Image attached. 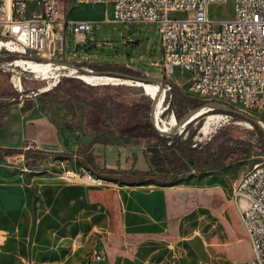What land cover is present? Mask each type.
<instances>
[{
	"label": "rangeland",
	"instance_id": "374dc122",
	"mask_svg": "<svg viewBox=\"0 0 264 264\" xmlns=\"http://www.w3.org/2000/svg\"><path fill=\"white\" fill-rule=\"evenodd\" d=\"M65 13L72 21H91L93 30L78 49L57 50L45 75L18 61L25 58H0V130L11 125L12 113L43 116L21 145L35 138L55 140V161L72 160L73 169L82 164L80 172L89 171L106 182L97 186L66 179L55 170L22 175L4 159L18 151L0 148V264H88L93 251L105 255L106 261L98 264H232L251 259L253 247L241 216L246 201L233 193L243 173L264 164V143L252 123L239 115L212 121L206 115L187 130L184 138L194 134L193 143L201 145L195 154L200 157L216 158L238 150L245 154L244 158L232 155L221 170L191 172L168 185L155 180L135 185L108 180L104 165L107 170H148L145 153L157 143L153 129L170 132L179 122L173 113L162 117L163 94L156 120L152 118L155 98L141 82L71 72L73 68L64 70L62 63L125 66L140 73L144 84L160 88L167 81L177 87V96L195 97L188 90L186 71L166 77L157 25L116 23L110 3L73 0ZM233 16V0L210 7L212 19ZM68 36L72 37L70 30ZM84 75L115 80L90 84L82 79ZM90 154L98 167L85 164ZM182 158L178 155V164Z\"/></svg>",
	"mask_w": 264,
	"mask_h": 264
},
{
	"label": "built area",
	"instance_id": "2783aa9c",
	"mask_svg": "<svg viewBox=\"0 0 264 264\" xmlns=\"http://www.w3.org/2000/svg\"><path fill=\"white\" fill-rule=\"evenodd\" d=\"M76 1L113 4L116 23L157 25L162 32L163 70L167 78L176 69H183L189 75L188 90L193 97L233 106L255 117L264 129V0H233L234 16L228 20L210 17L211 6L225 5L228 0ZM67 4L68 0H0V53L17 54L25 58L22 60L26 66L31 62L51 67L57 50L63 53L68 46L76 50L85 45L93 23L68 19ZM177 14L184 16L175 17ZM61 67L69 70L66 63ZM73 69L71 72H79ZM172 87L170 82L164 84L163 102ZM229 117L233 118L220 115L223 120ZM17 151L16 155H4V159L8 167L22 175L55 170L66 179H83L97 186L106 182L89 171L80 172L82 164L73 169L72 160L55 161L58 152L41 149L34 142L25 143ZM233 195L246 201L241 216L253 257L232 264H264V164H256L243 173ZM105 261L103 253L93 251L88 264Z\"/></svg>",
	"mask_w": 264,
	"mask_h": 264
},
{
	"label": "trees",
	"instance_id": "16d2710c",
	"mask_svg": "<svg viewBox=\"0 0 264 264\" xmlns=\"http://www.w3.org/2000/svg\"><path fill=\"white\" fill-rule=\"evenodd\" d=\"M73 0H68L70 3ZM0 58L4 60H15L18 58L17 54L3 52L0 53ZM66 65L77 69L79 72L86 73L91 72V74H109L113 77H138L144 79V77L125 66L108 64V63H99V62H67ZM164 84H167V81H164ZM177 87L173 85L172 92L167 93L164 104L166 105L165 110L162 114L167 116L171 113L174 114L176 120L180 122L182 118L195 107L206 106L209 110L208 112L202 114V116L211 115V114H228L235 117V115L230 112H224L219 109V107L225 104L210 103L208 101H203L195 98L177 96L175 94ZM31 104L28 105V109H31ZM196 118L190 123H188L183 132L179 135L178 133L171 134L172 131L166 133H160L156 128L153 129V136L156 138L157 143L150 146L146 150V156L149 162V169H130V170H114L106 169L103 167V171L106 174L108 180L121 181L127 185L142 184L146 181L155 180L160 184H174L180 181L184 175L191 172H209L214 170H221L226 165V161L229 158H232V155H235L239 158H244L245 154L241 153V150L231 151L222 153L216 158H205L196 155L195 153L199 150L200 144L193 143L194 134L191 136L185 135L187 130L200 118ZM160 117L158 123L160 124ZM161 125V124H160ZM257 133L260 135L261 142L264 143V130L258 124L252 123ZM167 131L168 125L163 126ZM182 127H179L181 129ZM10 150L11 152L15 149H5ZM178 155H181L183 158L181 163L178 164L180 159H177ZM176 162V163H175ZM85 164L94 165L98 167L97 158L93 157L92 154L85 156Z\"/></svg>",
	"mask_w": 264,
	"mask_h": 264
},
{
	"label": "crops",
	"instance_id": "0c3cea01",
	"mask_svg": "<svg viewBox=\"0 0 264 264\" xmlns=\"http://www.w3.org/2000/svg\"><path fill=\"white\" fill-rule=\"evenodd\" d=\"M176 70H178V72L181 71V69ZM10 118L9 120L13 123L11 122V125L0 130V148L17 150L24 144L21 145L22 141L25 138H29L32 134V127L38 125L39 121L44 117L35 115L20 116L18 113H12ZM33 140L38 147L44 150L54 151L58 148V143L55 140L48 141L40 138H35ZM110 155L113 156L114 154Z\"/></svg>",
	"mask_w": 264,
	"mask_h": 264
},
{
	"label": "water",
	"instance_id": "95a60500",
	"mask_svg": "<svg viewBox=\"0 0 264 264\" xmlns=\"http://www.w3.org/2000/svg\"><path fill=\"white\" fill-rule=\"evenodd\" d=\"M124 79H130L132 81H135V82H141V83H145L146 82V79H142V78H138V77H128V76H124L123 77ZM164 89V83L161 84V87H160V93L159 95L154 99L153 103H152V107H151V116L153 119H155V110H156V106L159 104V101H160V98H161V95H162V91ZM219 104V103H218ZM219 109L223 110L224 112H230V113H233L235 115H239L241 117H244L245 119H247L249 122L251 123H255V124H258V121L246 114H243L241 112H239L238 110L234 109L233 107L229 106V105H223L221 107H219ZM208 108L206 106H199V107H195L193 108L192 110H190L183 118L182 120L179 122V125L178 127H176L175 130H173L171 132V134H175L178 132L179 130V127H184L186 126L188 123H190L191 121H193L194 119L200 117L202 114L208 112ZM158 127V126H157ZM158 131L160 133H162L159 128H157Z\"/></svg>",
	"mask_w": 264,
	"mask_h": 264
},
{
	"label": "bare ground",
	"instance_id": "6f19581e",
	"mask_svg": "<svg viewBox=\"0 0 264 264\" xmlns=\"http://www.w3.org/2000/svg\"><path fill=\"white\" fill-rule=\"evenodd\" d=\"M18 61L23 62V60H18ZM18 61H16L15 63H17ZM24 65H26V64L24 63ZM27 66H28L29 69L32 70V72L39 73V74L41 73V74H44V75L47 73V71L49 69V66H47V65L41 67V66H39L37 64H34V63H31V62H29ZM82 79L85 80L86 82L90 83V84H97L96 82L101 81V80H104V81H113V80H115L114 78H103V77L85 76V75L82 76ZM104 83H108V82H104ZM99 84H102V83L99 82ZM139 85L142 86L145 89L146 93L151 95L153 98H156L159 95V93H160V88H159L158 85H149L147 83L146 84L140 83ZM218 118H220V116H218V115H210L208 117V121H212V120H215V119H218ZM171 126L173 127L174 123H172Z\"/></svg>",
	"mask_w": 264,
	"mask_h": 264
}]
</instances>
